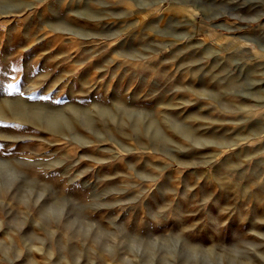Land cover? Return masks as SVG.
Masks as SVG:
<instances>
[{
    "label": "rangeland",
    "instance_id": "374dc122",
    "mask_svg": "<svg viewBox=\"0 0 264 264\" xmlns=\"http://www.w3.org/2000/svg\"><path fill=\"white\" fill-rule=\"evenodd\" d=\"M0 264H264V0H0Z\"/></svg>",
    "mask_w": 264,
    "mask_h": 264
}]
</instances>
